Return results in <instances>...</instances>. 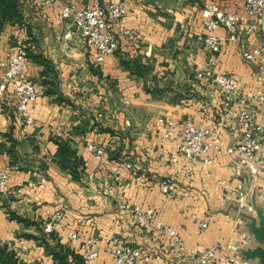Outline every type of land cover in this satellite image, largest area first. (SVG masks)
Returning a JSON list of instances; mask_svg holds the SVG:
<instances>
[{
	"label": "crops",
	"instance_id": "0c3cea01",
	"mask_svg": "<svg viewBox=\"0 0 264 264\" xmlns=\"http://www.w3.org/2000/svg\"><path fill=\"white\" fill-rule=\"evenodd\" d=\"M40 1L18 0L26 26L10 24L1 32L2 55L16 38L25 41L29 78L40 94L32 125L22 126L9 108L0 106V145H5L0 147V167L14 170L9 192L0 195V241L16 244L25 239L28 249H15L25 264H57L39 239L25 235L41 237L44 222L63 210L65 218L55 234L82 256V244L99 239L100 256L93 264H113L104 244L114 234L152 252L149 264H198L187 254L171 251L165 239L139 225L130 211H122L125 205L130 209L139 205L154 207L160 219L179 232L189 251L222 243L237 264H264V176L250 175L225 153L210 165L193 163L187 176L185 160L173 164L167 158L174 146L163 138L164 127L157 123L160 117L191 115L210 127L219 126L224 118L222 97L196 78L201 69L213 67L236 77L246 91L255 88L258 66L248 63L243 52L258 45L257 35L249 36L241 27L240 41H225L219 54L211 53L198 38L207 34L202 24L207 4L242 15L245 0H124L128 12L122 24L140 32L142 38L122 37L118 52L100 64L93 61L77 30L60 17L62 1L44 9ZM73 1L82 8L92 5V0ZM216 34L228 36L225 29ZM29 54L45 58L48 65L34 62ZM52 90L65 101L57 94L49 95ZM95 121L114 133L99 131ZM79 127L87 131L79 134ZM58 132L75 141L85 162L79 179L54 161ZM222 134L227 144L238 136L237 129L228 125ZM7 135L18 142L13 154L8 153ZM93 141L106 149L104 167L87 147ZM123 160H130L135 168L123 171L124 178L132 181L129 188L112 179L110 167ZM172 179L182 190L177 199L162 193V183ZM108 183L112 194L107 197L102 190ZM239 192L249 195L254 214L241 213ZM12 213L32 224L13 219ZM202 222L208 227L203 228ZM72 233L78 238H72ZM50 244L57 243L50 239ZM70 261L74 264L72 257Z\"/></svg>",
	"mask_w": 264,
	"mask_h": 264
},
{
	"label": "built area",
	"instance_id": "2783aa9c",
	"mask_svg": "<svg viewBox=\"0 0 264 264\" xmlns=\"http://www.w3.org/2000/svg\"><path fill=\"white\" fill-rule=\"evenodd\" d=\"M63 3L60 17L69 21L81 35L89 47L93 61L100 64L109 55H114L120 48L122 37L140 40V32L122 24L126 17L128 6L124 0H92L90 7H80L73 0H61ZM58 0H41V9L53 7ZM203 27L207 34L199 36V41L213 54L221 53L224 42L237 43L241 39L240 28L244 27L247 35H257L259 43L256 47L245 50L243 57L248 63L258 66L255 88L246 91L239 80L232 76L217 72L213 67L197 71L196 78L205 81L216 88L222 97L224 118L217 128L210 127L194 116L181 119L160 117L157 123L164 127L163 138L174 146V152L168 153L167 158L173 164L186 161L183 172L187 176L192 174L193 163L210 165L216 156L225 153L233 156L237 164L246 169L252 176H264V0H245V14L228 13L218 4L209 3L203 11ZM219 29L228 33L226 39L216 34ZM3 41L0 33V52ZM40 94L39 87L30 80L28 74V59L26 44L22 38H16L3 55L0 53V106L9 108L22 126L32 125L36 119V106ZM237 129L238 136L233 143H225L223 130L226 126ZM57 136L66 137L63 132ZM89 151L101 166L107 165L106 149L98 142H89ZM112 179L115 184L124 188L132 186L123 176V171H135L130 160H123L111 167ZM14 180V170L0 167V195H6ZM220 183L227 185L226 180ZM104 196L112 194L111 183L103 187ZM162 193L171 199L182 195V190L175 180L162 183ZM202 194H206L205 191ZM264 195V191L262 193ZM249 195L239 192L237 204L241 213L254 214L255 205L249 200ZM123 212L130 211L135 221L151 230L156 236L166 240L167 247L174 252L187 254L189 258L197 260L198 264H237L225 245L216 243L211 246L199 245L189 251L182 236L171 225L164 223L154 207L125 205ZM65 218L63 210H57L44 222L46 234L55 232L56 227ZM207 228L206 222L201 223ZM71 237L76 239L77 234ZM100 241L91 238L81 246L85 264H93L100 256ZM17 245V246H15ZM10 248L19 247L26 251L27 241L23 238L16 244H9ZM104 251L113 257V264H149L154 256L147 249L132 246L119 234L107 237ZM178 264H184L183 262Z\"/></svg>",
	"mask_w": 264,
	"mask_h": 264
},
{
	"label": "trees",
	"instance_id": "16d2710c",
	"mask_svg": "<svg viewBox=\"0 0 264 264\" xmlns=\"http://www.w3.org/2000/svg\"><path fill=\"white\" fill-rule=\"evenodd\" d=\"M24 20L22 10L19 6L18 0H0V33L10 24H20ZM30 58L39 64L48 65V61L41 57L35 55H28ZM123 65L126 68L132 69L133 66L129 62L123 61ZM137 67V66H136ZM43 76L47 75V72L42 74ZM47 84V81H44ZM49 95L57 94L58 99L61 101H65L64 97L57 93L56 91L48 92ZM89 125V124H87ZM97 126L99 131L102 132H109L114 133V131L110 128H104L100 123H94V127ZM87 131L86 127H79L78 132L79 134L85 133ZM8 140L11 143V148L8 149V153L13 154L18 142L14 139L11 135H7ZM55 142L58 144L59 149L56 155L54 156V161H56L63 170L68 171L74 179H79L81 173L85 168V162L83 159L78 155L77 150L74 147L75 141L70 137H55ZM5 146L0 145V147ZM12 218L17 219L21 222H25L27 225L32 224V222L25 220L24 218L12 213ZM36 224V223H34ZM39 226V224H36ZM41 230V237L33 236V235H25L26 238H36L39 239L41 244L46 248V250L53 256L54 260L57 264H73L70 261L72 257L74 260V264H85L84 257L82 255L77 254L76 252L72 251L69 247L62 244L58 236L55 232L51 234H46L44 229ZM50 239H52L55 243H57L54 247L50 244ZM0 264H25L20 261L17 252L15 249L10 248L8 243H4L0 241Z\"/></svg>",
	"mask_w": 264,
	"mask_h": 264
},
{
	"label": "rangeland",
	"instance_id": "374dc122",
	"mask_svg": "<svg viewBox=\"0 0 264 264\" xmlns=\"http://www.w3.org/2000/svg\"><path fill=\"white\" fill-rule=\"evenodd\" d=\"M70 23V22H69ZM21 27L26 26L25 22L23 21L22 23L19 24ZM171 86V84H169ZM195 94V93H194Z\"/></svg>",
	"mask_w": 264,
	"mask_h": 264
}]
</instances>
